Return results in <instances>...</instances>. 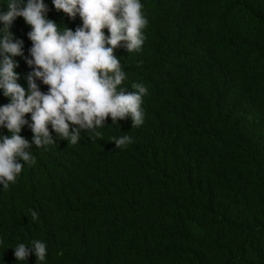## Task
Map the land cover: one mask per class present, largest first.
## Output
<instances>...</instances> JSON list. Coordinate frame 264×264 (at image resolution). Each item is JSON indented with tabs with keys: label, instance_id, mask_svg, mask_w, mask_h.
<instances>
[{
	"label": "trees",
	"instance_id": "1",
	"mask_svg": "<svg viewBox=\"0 0 264 264\" xmlns=\"http://www.w3.org/2000/svg\"><path fill=\"white\" fill-rule=\"evenodd\" d=\"M44 2L61 29L81 25ZM141 3V50L114 54L118 89L148 88L144 123L109 116L102 137L81 130L70 144L53 131L55 144H32L36 163L0 189V264H36L12 248L34 239L46 244L37 264H264V0ZM10 30L28 55L31 26L18 16ZM15 59L27 87L30 68ZM123 135L132 142L116 149L109 140Z\"/></svg>",
	"mask_w": 264,
	"mask_h": 264
},
{
	"label": "clouds",
	"instance_id": "2",
	"mask_svg": "<svg viewBox=\"0 0 264 264\" xmlns=\"http://www.w3.org/2000/svg\"><path fill=\"white\" fill-rule=\"evenodd\" d=\"M52 4L73 19L78 15L81 25L75 30L61 29L47 17L44 0H6L7 10H0V92L9 98L8 103L0 104V128L11 133L0 134V189L15 182L25 164L36 163L29 150L32 144L46 149L56 143L53 131L57 139L76 144L81 130L91 133V139L102 137L99 129L109 116L112 124L126 117H131L133 127L144 123L142 103L148 88L134 82L132 91L118 89L126 73L114 54L121 46L128 53L141 50L146 39L143 30L149 23L141 0H52ZM18 16L31 26L28 55H24L23 40L10 30ZM17 56L30 68L24 74L27 87L18 82ZM37 80L48 85L46 92ZM25 125L34 134L31 142L20 134ZM109 141L120 149L132 138L123 135ZM30 215L36 220L38 213L31 210ZM12 248L18 261L26 260L30 253L36 256V264L46 258V244L39 239Z\"/></svg>",
	"mask_w": 264,
	"mask_h": 264
}]
</instances>
